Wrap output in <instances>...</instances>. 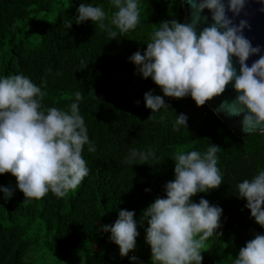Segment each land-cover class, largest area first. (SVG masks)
<instances>
[{
    "label": "trees",
    "instance_id": "obj_1",
    "mask_svg": "<svg viewBox=\"0 0 264 264\" xmlns=\"http://www.w3.org/2000/svg\"><path fill=\"white\" fill-rule=\"evenodd\" d=\"M80 3L102 4L109 15L112 11L109 0H0V75L23 73L37 85L46 80L44 106L67 110L73 94L81 91L79 110L96 147L89 153L84 146L89 175L63 198L49 192L25 200L16 178L0 174V186L13 190L7 200L0 192V264H37L33 256L41 252L42 258L46 251L64 260L84 245L88 257L83 264H91L90 260L106 256L105 239L110 233L101 226L113 224L121 209L134 211L136 242H144L136 264H151L150 246L143 236L148 224L141 220L142 212L165 196V183L174 179L172 156L204 151L210 143L221 147L217 166L224 181L207 193H197L193 201L203 197L222 208L209 250L216 258L223 255L217 264H231L248 240L264 234V227L245 207L246 200L235 194L237 182L264 168V133L231 132L205 104L197 106L190 96H164L129 61L136 51L143 54L149 33L162 21L183 22L181 0H140V23L114 39L90 20L75 23ZM69 20L73 23L66 28ZM149 90L168 105L151 118L152 110L143 99ZM180 113L187 116V126L174 131L172 121ZM162 114L164 121L159 119ZM131 148H152L158 159L133 166L124 163ZM215 259L202 264H215Z\"/></svg>",
    "mask_w": 264,
    "mask_h": 264
},
{
    "label": "clouds",
    "instance_id": "obj_2",
    "mask_svg": "<svg viewBox=\"0 0 264 264\" xmlns=\"http://www.w3.org/2000/svg\"><path fill=\"white\" fill-rule=\"evenodd\" d=\"M188 2L197 20L208 9L213 23L197 35L195 20L188 24L175 18L162 21L149 33L143 54L138 50L128 57L129 61L143 78L150 77L164 96H190L197 106L223 93L226 85L234 81L238 95L221 107L230 115L242 114V131L264 133V54L261 46H253L244 35L248 21L240 18L236 22L248 0ZM259 2L264 5V0ZM109 4L110 15L102 4L80 3L75 23L90 20L106 29L111 39L138 26L140 0H109ZM260 10L264 11V7ZM72 23L69 20L65 27L70 28ZM258 54L259 58L248 66L249 57ZM233 57L237 58L239 74ZM46 83L42 80L37 85L23 73L0 75V174L7 172L16 178V187L25 200L40 199L49 192L63 198L77 189L90 172L82 155L84 146L89 153L96 151L79 110L82 92L73 94L67 110L44 106ZM143 99L153 113L149 118L168 109L164 98L152 90L145 92ZM159 119L164 121L166 116L162 114ZM187 119L183 113L175 114L172 129H186ZM220 150V146L210 143L204 151H180L172 156L174 179L165 183V196L156 198L141 217L148 224L145 241L150 246L151 264H202L205 242L220 227L223 210L203 197L194 202L193 196L223 183L217 166ZM156 159L152 148H131L124 163L133 166ZM0 192L6 200L13 194L6 186H0ZM235 194L246 200L251 217L264 227V168L250 179L237 182ZM134 216V211L121 209L113 224L101 226L118 245L120 256L128 255L132 264L138 262L137 255L130 252L139 235ZM231 264H264V234L257 233L248 240Z\"/></svg>",
    "mask_w": 264,
    "mask_h": 264
},
{
    "label": "water",
    "instance_id": "obj_3",
    "mask_svg": "<svg viewBox=\"0 0 264 264\" xmlns=\"http://www.w3.org/2000/svg\"><path fill=\"white\" fill-rule=\"evenodd\" d=\"M181 4L184 13L182 23L188 24L192 23L195 20L197 35H199V32L204 27L210 26L213 23V21L211 20V13L208 9H204L203 12L199 14V19L197 20L188 0H181ZM262 7H264V5H261L259 0H248L244 12L241 13L240 17H237L236 22L238 23L240 18H244L248 21L249 27L244 30V35L251 41L253 46H261V54H264V11L260 10ZM228 15L231 17V13H228ZM258 58L259 54L252 55L249 57L246 63L248 64V66H251V64ZM232 62L233 66L237 69V73L239 74V64L237 62V58L233 57ZM233 83L234 81L229 82V84L226 85L223 93L218 96H214L210 100L206 101L205 105L216 115V117L222 123L227 126L228 129L231 130V132L240 136L252 134L254 132L246 133L242 131V114L239 116L230 115L226 108L221 107V105L224 103L232 102L238 95L236 90L233 88Z\"/></svg>",
    "mask_w": 264,
    "mask_h": 264
},
{
    "label": "rangeland",
    "instance_id": "obj_4",
    "mask_svg": "<svg viewBox=\"0 0 264 264\" xmlns=\"http://www.w3.org/2000/svg\"><path fill=\"white\" fill-rule=\"evenodd\" d=\"M145 235L146 233L143 234L144 241H145ZM108 239H109L108 236H106L105 244L107 246V250H106L107 252L103 253V254H106V256L101 259L95 258L93 261L90 260L91 264H129L130 261L128 260V255L121 257L119 254V250L117 248L110 246ZM210 240H211V237L208 238V240L205 242L203 252L201 253L203 260L206 263L208 262V260L215 259L217 257V254H214L211 250H209ZM143 246H144V242L138 241L136 242L135 249L131 250V252L135 253L138 257H141L143 253ZM87 250H88L87 245H84V249L79 248L77 249V251H72L68 255V257H66L64 260L59 256L51 255L48 251H46L47 254L46 253L43 254L42 258H40L41 252L36 253L37 255L33 256V259H34V262L35 261L37 262V264H83L86 261L85 258L88 257ZM99 253L101 252L99 251ZM221 257H223V255L219 254L218 258L215 259V264L218 263L219 258L221 259Z\"/></svg>",
    "mask_w": 264,
    "mask_h": 264
},
{
    "label": "built area",
    "instance_id": "obj_5",
    "mask_svg": "<svg viewBox=\"0 0 264 264\" xmlns=\"http://www.w3.org/2000/svg\"><path fill=\"white\" fill-rule=\"evenodd\" d=\"M135 256L134 254H130V257Z\"/></svg>",
    "mask_w": 264,
    "mask_h": 264
}]
</instances>
